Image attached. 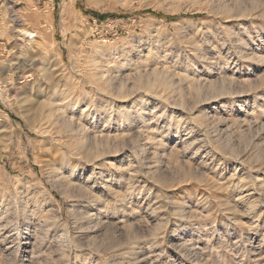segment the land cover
Wrapping results in <instances>:
<instances>
[{
	"label": "rangeland",
	"instance_id": "rangeland-1",
	"mask_svg": "<svg viewBox=\"0 0 264 264\" xmlns=\"http://www.w3.org/2000/svg\"><path fill=\"white\" fill-rule=\"evenodd\" d=\"M0 264H264V0H0Z\"/></svg>",
	"mask_w": 264,
	"mask_h": 264
},
{
	"label": "bare ground",
	"instance_id": "bare-ground-1",
	"mask_svg": "<svg viewBox=\"0 0 264 264\" xmlns=\"http://www.w3.org/2000/svg\"><path fill=\"white\" fill-rule=\"evenodd\" d=\"M18 32L21 35L20 40L22 41V44H20V46H19V52L20 53H23V52L25 53L29 49L28 48L29 47L28 46L29 45V41H27V39L31 40L32 38H34L36 36H35V34H31L30 32L26 31L25 29H20Z\"/></svg>",
	"mask_w": 264,
	"mask_h": 264
}]
</instances>
